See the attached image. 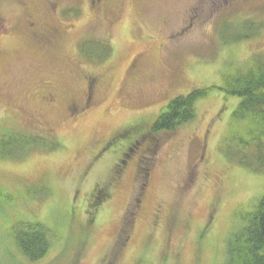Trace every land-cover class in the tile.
Returning <instances> with one entry per match:
<instances>
[{
  "label": "rangeland",
  "instance_id": "rangeland-1",
  "mask_svg": "<svg viewBox=\"0 0 264 264\" xmlns=\"http://www.w3.org/2000/svg\"><path fill=\"white\" fill-rule=\"evenodd\" d=\"M153 5L101 19L87 7L68 21L46 16L49 27L72 26L50 42L34 39L20 10H7L0 148L9 151L16 134L38 144L0 154L9 195L0 197V264H225L231 234L264 195V173L236 154L248 160L263 133L223 90L226 78L264 70V0ZM100 46L109 55L93 58ZM43 80L56 88L57 107L43 104ZM90 81L86 111L70 115L71 104L87 103ZM195 89L206 93L191 121L157 134L127 127H150ZM21 222L52 229L43 260L31 262L16 245Z\"/></svg>",
  "mask_w": 264,
  "mask_h": 264
},
{
  "label": "trees",
  "instance_id": "trees-1",
  "mask_svg": "<svg viewBox=\"0 0 264 264\" xmlns=\"http://www.w3.org/2000/svg\"><path fill=\"white\" fill-rule=\"evenodd\" d=\"M81 46H84V43ZM85 48L89 55L90 49L88 47ZM100 48V53L103 54H95L92 51L91 54L93 58L98 57L101 59L104 55H109L106 46H100ZM102 48L105 49V54ZM257 74L260 76H256V73L252 71L247 74L239 73L238 77L235 79L226 78V86L223 87V90L226 94H234L240 99L235 110L236 113L241 117L252 116L260 132L263 133L262 135L260 133V135L254 139L256 147L251 151L252 155L249 156V159H253L252 162H249V159L247 160L245 158L248 154H243L242 152H240V154L238 152L236 153L239 159L237 161L250 169H255L256 171L258 170V172L264 173V151L261 149L260 152L258 148L259 145H264V70ZM205 93L206 90L204 89H195L188 95L177 96L169 102L165 110L162 111L150 127L144 123L134 126L131 124L127 127H138L137 129L144 130L149 129L156 134L173 131L178 126L194 118L196 101ZM16 137L21 138V142L16 140ZM31 140H34V144H38L36 138L30 139L19 134L13 135L12 137L10 136L6 142V147H10V150L3 152V149L0 148V154L16 156L28 152L30 149L26 150L25 148L28 144L30 145L32 142ZM41 144H43V141ZM250 145L251 148L252 144L250 143ZM228 157L232 158L236 156L230 154ZM1 196L6 198L9 197V195L0 188V197ZM93 203H95V201ZM244 215V225L241 229L232 233L229 238L225 264H264V195L255 207ZM13 229H16L14 231L16 245L21 253L31 262L41 261L47 256L51 248V228H47L44 224L38 222H21L16 223V227L14 226ZM74 263L77 264L76 259Z\"/></svg>",
  "mask_w": 264,
  "mask_h": 264
},
{
  "label": "flooded vegetation",
  "instance_id": "flooded-vegetation-1",
  "mask_svg": "<svg viewBox=\"0 0 264 264\" xmlns=\"http://www.w3.org/2000/svg\"><path fill=\"white\" fill-rule=\"evenodd\" d=\"M155 2L156 0H127V2L126 0H75V2L70 0H0V36H7L9 34L8 9H18L23 13V15L21 14V18L31 30L35 40L50 42L52 39L54 40L62 34L61 29H69L72 26H65L63 22L59 20V22L49 27L50 23L47 21L46 16H48V18L54 16L55 18L58 17V19L67 20L69 17H74L75 13L84 14L85 8L87 7L95 19H101L105 14L107 16L113 15L115 10H123L124 7L153 8ZM42 26L48 27L49 29L47 28L45 31H40L39 29L43 28ZM130 67H132V65ZM39 83L41 86H44V95L41 96L43 104L45 106L57 107L58 99L52 97V93L57 94V91L56 88L52 86V82L43 80ZM93 85L94 82L90 81L87 86V103L74 102L68 107V109L70 108L71 110L69 112L70 115L74 116L73 113H75L79 116L86 111L92 99L91 91L94 88ZM48 89H50V92ZM102 150L104 149L102 148Z\"/></svg>",
  "mask_w": 264,
  "mask_h": 264
}]
</instances>
